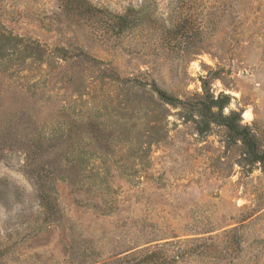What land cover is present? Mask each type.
Here are the masks:
<instances>
[{"label": "rangeland", "instance_id": "rangeland-1", "mask_svg": "<svg viewBox=\"0 0 264 264\" xmlns=\"http://www.w3.org/2000/svg\"><path fill=\"white\" fill-rule=\"evenodd\" d=\"M217 99L264 150V0H0V264H264Z\"/></svg>", "mask_w": 264, "mask_h": 264}, {"label": "trees", "instance_id": "trees-1", "mask_svg": "<svg viewBox=\"0 0 264 264\" xmlns=\"http://www.w3.org/2000/svg\"><path fill=\"white\" fill-rule=\"evenodd\" d=\"M164 92H160V95L164 97ZM168 103H174L171 98H164ZM229 104L228 101L220 102L219 99L213 100V102L207 106V110L211 116L214 117L212 122L219 123L227 126L233 133L238 135L244 146V159L248 164L263 163L264 162V150H261L258 142L253 135L251 129L248 126L241 124V116L237 112H231L229 115L223 114V109ZM213 108H217L219 111L213 112ZM218 117V118H217Z\"/></svg>", "mask_w": 264, "mask_h": 264}]
</instances>
